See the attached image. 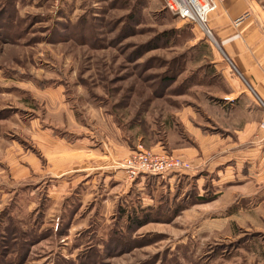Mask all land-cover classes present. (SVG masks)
Masks as SVG:
<instances>
[{"label": "rangeland", "instance_id": "obj_1", "mask_svg": "<svg viewBox=\"0 0 264 264\" xmlns=\"http://www.w3.org/2000/svg\"><path fill=\"white\" fill-rule=\"evenodd\" d=\"M210 32L164 0H0V264H264V183L237 191L210 151L243 115ZM159 142L192 170L117 202L103 175L86 203L58 176Z\"/></svg>", "mask_w": 264, "mask_h": 264}, {"label": "crops", "instance_id": "obj_2", "mask_svg": "<svg viewBox=\"0 0 264 264\" xmlns=\"http://www.w3.org/2000/svg\"><path fill=\"white\" fill-rule=\"evenodd\" d=\"M216 2L217 9L210 15L209 29L216 34L224 55L240 76V79L238 77L234 82L236 90L232 95L238 100L237 104L240 105L239 109L243 115L242 123H232V127L240 129L236 132L234 140L229 142L220 139L217 147L210 151L218 152L216 162L214 161L217 165L224 161L233 162L232 181L237 191L252 192L264 183V107L261 105L264 103V17L251 0ZM166 144V147H170L168 141ZM203 144L205 145V141ZM153 149L154 152H161V142L153 146ZM111 150L113 151V147ZM204 150L210 152L207 148ZM112 151L96 165L91 161L85 166L72 171L66 170L58 175L61 177L74 174L73 185L78 182V186L74 187L75 193L77 192L75 197L80 198L79 202L86 203L97 196L94 188L100 175L104 177L103 180L100 178V182H108L110 186L106 192L108 190L110 194H117L113 197L114 202L122 197L126 186L129 188L124 171L119 169V165L126 158L118 161L119 156ZM173 152L193 158L192 153L185 149L177 148L173 149ZM81 156L79 155L80 159ZM61 186L66 190L68 188L65 184ZM63 192L65 190L60 191L58 195L61 196Z\"/></svg>", "mask_w": 264, "mask_h": 264}, {"label": "built area", "instance_id": "obj_3", "mask_svg": "<svg viewBox=\"0 0 264 264\" xmlns=\"http://www.w3.org/2000/svg\"><path fill=\"white\" fill-rule=\"evenodd\" d=\"M166 9L179 19L205 29L209 34L210 15L217 9L216 0H164ZM264 107V103H261ZM264 127V125H263ZM119 169L124 171L126 180L134 182L140 176H164L192 170L184 159L165 152H154L139 147L123 160Z\"/></svg>", "mask_w": 264, "mask_h": 264}, {"label": "trees", "instance_id": "obj_4", "mask_svg": "<svg viewBox=\"0 0 264 264\" xmlns=\"http://www.w3.org/2000/svg\"><path fill=\"white\" fill-rule=\"evenodd\" d=\"M146 176H148V175H146ZM146 176H140V177H138L137 179L144 178V177H146ZM137 179H136V180H137ZM136 180H135V181H136ZM135 181H134V182H135ZM134 182H133V183H134Z\"/></svg>", "mask_w": 264, "mask_h": 264}, {"label": "bare ground", "instance_id": "obj_5", "mask_svg": "<svg viewBox=\"0 0 264 264\" xmlns=\"http://www.w3.org/2000/svg\"><path fill=\"white\" fill-rule=\"evenodd\" d=\"M209 35H212L211 33Z\"/></svg>", "mask_w": 264, "mask_h": 264}]
</instances>
